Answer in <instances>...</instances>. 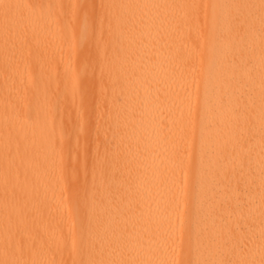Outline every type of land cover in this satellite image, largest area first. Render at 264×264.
Instances as JSON below:
<instances>
[{"label":"bare ground","instance_id":"1","mask_svg":"<svg viewBox=\"0 0 264 264\" xmlns=\"http://www.w3.org/2000/svg\"><path fill=\"white\" fill-rule=\"evenodd\" d=\"M0 4V264H259L261 0Z\"/></svg>","mask_w":264,"mask_h":264},{"label":"snow or ice","instance_id":"2","mask_svg":"<svg viewBox=\"0 0 264 264\" xmlns=\"http://www.w3.org/2000/svg\"><path fill=\"white\" fill-rule=\"evenodd\" d=\"M14 7H19V6L12 4H0V8L4 10L5 18H7L9 11ZM261 8L262 10H264V0H261ZM128 23H132V20L130 19ZM109 24L111 25V21H109ZM261 130H262V135H264V121H262ZM219 217H220L219 230L215 236H211L209 238V242L210 244H215L217 246L223 247L227 251H233L232 249H229V242L231 237L235 234L236 228L233 227V225L228 221L227 217L223 212L219 214ZM262 240H264V234H262ZM262 256H264V254H262ZM3 264H15V262L5 261L3 262ZM88 264H104V262L89 261ZM122 264H148V262L123 261ZM203 264H255V261L232 260L230 258H222L217 260L204 261ZM259 264H264V258L260 260Z\"/></svg>","mask_w":264,"mask_h":264},{"label":"rangeland","instance_id":"3","mask_svg":"<svg viewBox=\"0 0 264 264\" xmlns=\"http://www.w3.org/2000/svg\"><path fill=\"white\" fill-rule=\"evenodd\" d=\"M90 105H92V104H90ZM71 114H72V113H71ZM73 118H74V116L71 117V119H73Z\"/></svg>","mask_w":264,"mask_h":264}]
</instances>
